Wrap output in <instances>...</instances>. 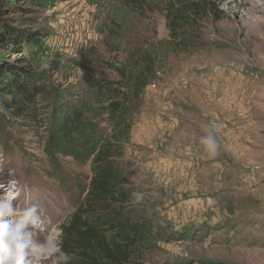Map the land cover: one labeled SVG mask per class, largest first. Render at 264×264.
Wrapping results in <instances>:
<instances>
[{
  "label": "rangeland",
  "instance_id": "obj_1",
  "mask_svg": "<svg viewBox=\"0 0 264 264\" xmlns=\"http://www.w3.org/2000/svg\"><path fill=\"white\" fill-rule=\"evenodd\" d=\"M206 1L214 10L192 31L202 49L159 48L160 74L144 89L124 149L134 202L155 238L142 264H264V0ZM105 7V0H0V71H25L31 61L37 84L75 92L81 62L102 40ZM155 23L150 30L126 20L124 40L171 41L168 22ZM205 126L217 138L214 154L201 143ZM15 135L20 148L0 146V184L11 172L16 202L41 210L40 239L48 231L61 239L80 197L37 167L44 136ZM67 163L72 175L90 176Z\"/></svg>",
  "mask_w": 264,
  "mask_h": 264
},
{
  "label": "trees",
  "instance_id": "obj_2",
  "mask_svg": "<svg viewBox=\"0 0 264 264\" xmlns=\"http://www.w3.org/2000/svg\"><path fill=\"white\" fill-rule=\"evenodd\" d=\"M105 1L110 9L105 7L109 17L99 27L102 40L81 62L84 75L75 92L37 84L31 61L25 71H0V146L20 148L17 131L33 140L44 136L37 167L80 197L61 228L70 264H142V251L155 238L134 202L124 159L132 117L160 74L159 48L202 49L192 31L214 8L206 0ZM158 19L168 22L171 41L153 35L139 45L124 40L126 20L153 30ZM67 162L87 167L90 176L72 175Z\"/></svg>",
  "mask_w": 264,
  "mask_h": 264
},
{
  "label": "clouds",
  "instance_id": "obj_3",
  "mask_svg": "<svg viewBox=\"0 0 264 264\" xmlns=\"http://www.w3.org/2000/svg\"><path fill=\"white\" fill-rule=\"evenodd\" d=\"M201 143L209 154L218 148L214 132L205 126ZM18 181L9 172L7 185L0 184V264H70L72 257L63 250L60 235L47 232L40 239L43 223L36 204L17 203Z\"/></svg>",
  "mask_w": 264,
  "mask_h": 264
},
{
  "label": "bare ground",
  "instance_id": "obj_4",
  "mask_svg": "<svg viewBox=\"0 0 264 264\" xmlns=\"http://www.w3.org/2000/svg\"><path fill=\"white\" fill-rule=\"evenodd\" d=\"M259 75H261V74H259ZM263 76V75H262ZM260 78V77H259ZM260 80H261V78H260Z\"/></svg>",
  "mask_w": 264,
  "mask_h": 264
}]
</instances>
